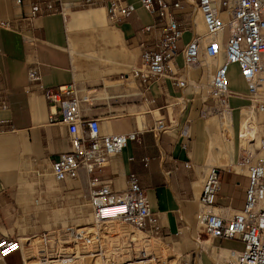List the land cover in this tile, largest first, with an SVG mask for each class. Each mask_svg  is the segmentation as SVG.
<instances>
[{
  "label": "crops",
  "instance_id": "obj_1",
  "mask_svg": "<svg viewBox=\"0 0 264 264\" xmlns=\"http://www.w3.org/2000/svg\"><path fill=\"white\" fill-rule=\"evenodd\" d=\"M35 1L0 0V19L22 20ZM41 1H52L57 10L23 21L16 31L0 28V235H40L62 228L56 220L60 212L67 224L79 205L89 209L90 187L83 170L75 179L49 177L51 161L69 151L70 144L66 126L48 121L47 100L28 82V69L36 66L45 88L74 82L88 94L82 114L98 118L102 133H136L106 167L89 176L109 180L115 191L126 187L129 174L137 176L151 210L159 215L160 235L153 239L167 253L164 264H222L231 250H241V241L209 237L197 224L203 176L216 161L209 148L213 146L214 115L208 113L206 118L211 104L196 85L200 71L181 75L187 77L185 87L161 79L141 93L140 82L131 71L138 62L139 44L147 37L143 27L153 20L150 14L135 2L136 10L127 19L109 25L106 0L95 7H83L81 0ZM182 3L177 16L185 29L179 46L193 36L200 22L198 15H191L193 5ZM176 63L180 68V55ZM230 88L245 91V85L244 90ZM98 91L104 96H97ZM237 98L241 97L229 98L232 111ZM242 114L253 117L247 105L240 107L239 137L257 127L253 123L243 127ZM159 120L171 124L170 128L153 132ZM217 126L223 147L230 149L233 118L219 116ZM184 127L186 134L181 132ZM229 155L227 167H217L221 184L215 207L223 212L226 208L227 215L242 208L248 182L236 169L238 156ZM22 258L23 251L16 252L0 259V264H22Z\"/></svg>",
  "mask_w": 264,
  "mask_h": 264
},
{
  "label": "built area",
  "instance_id": "obj_2",
  "mask_svg": "<svg viewBox=\"0 0 264 264\" xmlns=\"http://www.w3.org/2000/svg\"><path fill=\"white\" fill-rule=\"evenodd\" d=\"M184 1L193 5L191 15L199 16L203 31L194 27L193 36L182 46L179 43L185 28L179 23L177 10L183 7V0L105 2L109 25L127 19L136 10L135 2L153 17L152 22L143 27L147 37L139 44L138 62L131 71L140 82L141 93L146 92L151 83L161 79H169L175 86L185 87L187 77L182 78L181 75L198 69L200 76L196 85L201 91L206 81L207 96L213 102L210 111L231 114L229 98L245 96L254 105L255 112L264 114V0ZM16 2L21 3L22 0ZM99 2L81 0V5L95 7ZM60 5L62 11V3ZM56 10L52 1L37 0L30 4V10L22 20L15 23L12 19H0V28L16 31L22 27L23 21ZM179 55L182 57L180 68L176 63ZM232 64L237 66L245 84L244 93L231 90L228 84ZM179 71L181 74L177 75ZM28 82L35 84L47 100L48 121L66 126L70 149L59 153L51 161L49 172L53 179H75L83 170L90 187L88 207L93 226L116 221L129 224L141 233L136 241L141 243L134 245L135 241L130 239L133 259L130 257L122 261L120 247L103 244L104 237L90 229L94 227L66 225L58 233L57 230L52 231V245L48 244L50 233L40 235L41 243L34 255L35 264H72L83 257L97 259L100 264H149L159 261L161 256L149 243L153 236L160 235L159 215L151 210L137 176L129 174L122 191L113 190L109 180L89 176L95 170L106 167L122 152L128 140L136 138V133H102L98 118L83 116L81 105L89 96L74 82L45 88L36 66L28 69ZM170 126L159 120L151 130L159 133L167 131ZM261 126L264 127V119ZM181 132L186 134V128ZM235 166L248 180L242 208L230 215L226 214V208L224 212L215 209L221 179L220 169L211 166L203 176L197 197V224L209 237L231 238L243 243V248L231 250L222 264H264V131L258 137L255 149L240 154ZM24 247L21 238L0 235V259L21 252ZM25 259L22 258V264L27 263Z\"/></svg>",
  "mask_w": 264,
  "mask_h": 264
},
{
  "label": "rangeland",
  "instance_id": "obj_3",
  "mask_svg": "<svg viewBox=\"0 0 264 264\" xmlns=\"http://www.w3.org/2000/svg\"><path fill=\"white\" fill-rule=\"evenodd\" d=\"M198 30L200 32L203 31V26L201 24V21L198 22ZM196 73L197 72H194V73H192V75L194 76ZM205 83H206V81L204 82L203 90H201V91L204 94V97H207L206 100H209V103L212 105V103H213L212 98L207 96L208 87L206 86ZM228 84L231 87L234 86V88H236L238 90H244L245 84H244L242 78L240 77L238 70L236 69L235 66H230V68H229ZM95 94L97 96H100V97L104 96V95H101L100 91L95 92ZM232 103L235 106L232 113L230 114V116L234 120V141H233L232 147L230 149H229V147H223V140H222L221 131L217 126V122L219 120L220 115L215 111H210L211 110L210 108L208 109V112H206V118H207L208 113H210L211 116L214 115V117H213L214 120H212L213 121V144H212L213 146L209 147V148H210V152H212L215 155V160H216L215 162L211 163V166H215L218 168L227 167V165H225V162L228 161V159L230 157L229 154L231 152H233V155L235 156L234 158H236V156H239L240 154L253 151L256 147V142H255L253 149H249V150L241 149L242 147H248V144H246V140H245L246 137H248V135H247V133H245V134H242L240 137L238 136V121H237V119H238V114L240 112V107L242 105H248V104H252V103L245 97L237 98V100L232 101ZM253 111L255 112L254 105H253ZM253 111H252V115H253L252 118H247L246 115L244 116L242 114L243 127H245L246 124H248V123L255 124V126H257L256 132H257V135L259 137L264 131V127H262L263 125L261 126V123L264 119V114L259 113L258 120L260 121V123L257 124V118L255 116L256 112L253 114ZM258 137H257V139H258ZM49 177L53 179L51 174H49ZM44 179H45V177H44ZM73 212L74 213L71 217V221H68L67 224H66L65 216H63V213L60 212L59 214H57L58 218L56 220L61 222L60 227H62V228L54 229V230H57L56 231L57 233H58V231H62V229L66 225H70V224L75 225V226L80 225V226H86V227H94V228H90V229L92 231L96 230L99 236L104 237L102 239L103 244H105L106 246L118 245L120 247V250L122 252V258L120 260L124 261L126 259H129L130 257L132 258L131 251L133 250V248H131L130 245H133V243L130 242V239L137 238L141 235V233L137 229L133 228L129 224L120 223V222H116V221L103 222L98 227H95V226H93V223L90 219L89 209L83 207L82 205H79L77 208H75V210ZM52 231L48 232V233H50V236H48L50 242H48V244L52 243V241H51V234L53 233ZM45 233H47V232H45ZM40 235H42V233ZM40 235L21 237V243L23 244V246H25L23 248V258L25 259L26 257H29V258L25 259L27 262L26 264H30V263H28V261L31 262L32 260L35 259L34 255H36L39 244L41 243ZM137 243H141V242L135 241L134 245H137ZM149 243L151 245V248H153V250L156 252V254L163 256V257L159 258L160 259L159 261L149 262V264H164L163 263L164 262V256L167 254L165 249L162 247V245L159 242L155 241L152 238L150 239ZM240 246L242 247L243 243H240ZM31 255H33V256H31ZM72 264H100V261H98L97 259L91 260V259L83 257V258H79L75 263H72Z\"/></svg>",
  "mask_w": 264,
  "mask_h": 264
},
{
  "label": "bare ground",
  "instance_id": "obj_4",
  "mask_svg": "<svg viewBox=\"0 0 264 264\" xmlns=\"http://www.w3.org/2000/svg\"><path fill=\"white\" fill-rule=\"evenodd\" d=\"M247 107L250 109L251 112L253 111V104H248ZM254 113L255 112L253 111V114ZM218 114L222 118H227L230 115L229 113H226V112L225 113L219 112ZM245 133H247V135H248V137H246V139H245L246 140V144H248V147H242L241 149H243V150L253 149L255 142H257V140H258L257 139V137H258L257 132H256V130H253V131L248 130ZM132 240L137 241V238H134V239L132 238ZM31 262H32V264H35L34 260H32ZM31 262H28V263L31 264Z\"/></svg>",
  "mask_w": 264,
  "mask_h": 264
}]
</instances>
